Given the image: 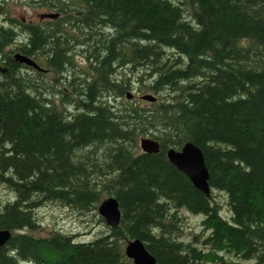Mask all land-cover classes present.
I'll use <instances>...</instances> for the list:
<instances>
[{"label": "trees", "instance_id": "16d2710c", "mask_svg": "<svg viewBox=\"0 0 264 264\" xmlns=\"http://www.w3.org/2000/svg\"><path fill=\"white\" fill-rule=\"evenodd\" d=\"M31 1L60 14L12 23L0 3V184L13 193L0 261L134 264L124 245L139 238L157 264H264V0ZM134 82L156 99L128 98ZM186 141L208 194L166 155ZM109 195L120 219L91 239L26 230L44 202L83 213ZM181 210L200 232L182 236Z\"/></svg>", "mask_w": 264, "mask_h": 264}, {"label": "rangeland", "instance_id": "374dc122", "mask_svg": "<svg viewBox=\"0 0 264 264\" xmlns=\"http://www.w3.org/2000/svg\"><path fill=\"white\" fill-rule=\"evenodd\" d=\"M0 3L10 15L16 17L23 16L30 21H37L41 19V15L45 14L44 12L52 10L44 6L36 5L31 0H0ZM0 20H2L1 14ZM75 60L79 65H85L84 60L81 59L79 55L75 56ZM130 91L133 92V95L131 94V97L129 96L128 98H133L135 102H138L141 105L148 104V100L141 98L140 94L149 91L139 92L137 82H134L133 88ZM214 194L218 203H220L221 213L223 215H228L224 193L220 190H215ZM12 196V191L8 190L3 184H0V199L6 200ZM180 212L184 215L183 223L181 225L182 236L189 237L192 232H200L201 216L198 214H192L186 210H181ZM37 215L39 216V226L31 230L26 229L37 235L47 234L51 230L57 228L66 232H74L79 238L88 240L108 229L106 221H102L98 218L100 216L98 209L87 210L86 212L80 213L75 209L65 206L61 202L47 201L38 207Z\"/></svg>", "mask_w": 264, "mask_h": 264}, {"label": "water", "instance_id": "95a60500", "mask_svg": "<svg viewBox=\"0 0 264 264\" xmlns=\"http://www.w3.org/2000/svg\"><path fill=\"white\" fill-rule=\"evenodd\" d=\"M57 12H48L46 15L55 16ZM15 58L27 64L40 68V66L30 56L17 52ZM130 96V93L129 95ZM140 97L147 100H155L156 96L152 93L145 92ZM139 146L145 152H155L159 150V142L151 136H142L139 138ZM166 155L178 169L184 171L193 184L209 193L210 186L208 183V169L204 161L201 148L191 141H186L179 149L169 147ZM98 212L110 226H115L120 219V209L116 197L109 195L104 197L99 205ZM11 231L8 228L0 227V246L10 237ZM126 256L132 259L134 264H157L155 257L146 249L144 243L139 238L129 239L125 246ZM0 264H3L0 261Z\"/></svg>", "mask_w": 264, "mask_h": 264}, {"label": "flooded vegetation", "instance_id": "af4514ba", "mask_svg": "<svg viewBox=\"0 0 264 264\" xmlns=\"http://www.w3.org/2000/svg\"><path fill=\"white\" fill-rule=\"evenodd\" d=\"M49 12H57V11H55V10H51V11H49ZM45 14H43V15H41L40 17H41V19H39V21H41V20H45V19H49V18H55V17H57L60 13L59 12H57V14L55 15V16H49V15H46L48 12H44ZM12 16V15H11ZM10 16V18H12V23H15L16 22V20H22V21H30V20H27L25 17H23V16H20V17H16V16H12L11 17ZM10 22L11 20L9 19V18H6L5 20H4V18H3V22ZM11 23V22H10Z\"/></svg>", "mask_w": 264, "mask_h": 264}, {"label": "bare ground", "instance_id": "6f19581e", "mask_svg": "<svg viewBox=\"0 0 264 264\" xmlns=\"http://www.w3.org/2000/svg\"><path fill=\"white\" fill-rule=\"evenodd\" d=\"M22 63V62H21ZM28 65V64H27ZM39 71V70H38ZM140 147V146H139Z\"/></svg>", "mask_w": 264, "mask_h": 264}]
</instances>
